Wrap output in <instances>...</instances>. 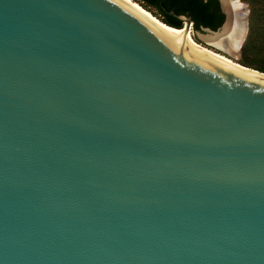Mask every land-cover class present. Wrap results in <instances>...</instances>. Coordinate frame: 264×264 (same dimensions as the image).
<instances>
[{
  "label": "water",
  "instance_id": "95a60500",
  "mask_svg": "<svg viewBox=\"0 0 264 264\" xmlns=\"http://www.w3.org/2000/svg\"><path fill=\"white\" fill-rule=\"evenodd\" d=\"M172 14L0 0V264H264V73Z\"/></svg>",
  "mask_w": 264,
  "mask_h": 264
},
{
  "label": "trees",
  "instance_id": "16d2710c",
  "mask_svg": "<svg viewBox=\"0 0 264 264\" xmlns=\"http://www.w3.org/2000/svg\"><path fill=\"white\" fill-rule=\"evenodd\" d=\"M163 23L175 28H182L183 22L177 16H186L193 22V29L209 28L217 31L225 22L218 0H134ZM196 41V40H195ZM197 42V41H196ZM242 66L264 73V68L252 63L239 62Z\"/></svg>",
  "mask_w": 264,
  "mask_h": 264
},
{
  "label": "rangeland",
  "instance_id": "374dc122",
  "mask_svg": "<svg viewBox=\"0 0 264 264\" xmlns=\"http://www.w3.org/2000/svg\"><path fill=\"white\" fill-rule=\"evenodd\" d=\"M242 3L248 13V30L244 39L237 42L236 50L229 51L207 43L206 38L219 33L220 29L210 33L197 32L192 27V37L202 46L227 56L236 63H252L256 67L264 68V0H242Z\"/></svg>",
  "mask_w": 264,
  "mask_h": 264
},
{
  "label": "bare ground",
  "instance_id": "6f19581e",
  "mask_svg": "<svg viewBox=\"0 0 264 264\" xmlns=\"http://www.w3.org/2000/svg\"><path fill=\"white\" fill-rule=\"evenodd\" d=\"M126 1L129 2L130 4H132L133 6H135L137 9H139L143 13H145L146 15H148L150 18H152L153 20H155L159 24H161L166 29H169V30H172L175 32L183 31L185 29V28L176 29L174 27H170V26L166 25L165 23H163L158 17L154 16L150 11H148L144 7H142L136 1H134V0H126ZM226 2H228L229 5H231L232 8H234L238 13L242 14L241 16H245L246 27H245L243 35L241 36L242 31L240 30V26L238 25V27H237L236 24L233 23L231 25L228 24L227 26L223 27V29L221 31H219V33H217L213 36L207 37L206 40H207V42L215 45L216 47L231 51V50H236V48L238 46L237 42L244 39V36L248 30V13L244 9L245 4L242 3V0H227ZM187 35H188V38L191 40V42L194 45L198 46L199 48L203 49L204 51H206L210 54H213V55H215V56H217V57H219L225 61H228V62H230L236 66L241 67V65L239 63H236L235 61L228 58L227 56H224L220 53H217V52H215L209 48L202 46L198 42H196L194 40V38L192 37L191 29L189 31H187Z\"/></svg>",
  "mask_w": 264,
  "mask_h": 264
}]
</instances>
